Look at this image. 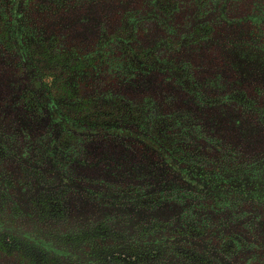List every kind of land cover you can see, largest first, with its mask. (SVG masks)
I'll list each match as a JSON object with an SVG mask.
<instances>
[{
    "label": "flooded vegetation",
    "instance_id": "flooded-vegetation-1",
    "mask_svg": "<svg viewBox=\"0 0 264 264\" xmlns=\"http://www.w3.org/2000/svg\"><path fill=\"white\" fill-rule=\"evenodd\" d=\"M0 264H264V0H0Z\"/></svg>",
    "mask_w": 264,
    "mask_h": 264
}]
</instances>
